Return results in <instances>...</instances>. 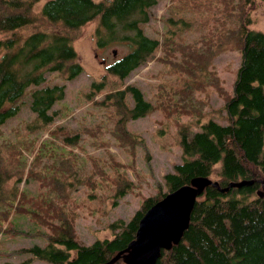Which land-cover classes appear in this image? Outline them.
I'll return each mask as SVG.
<instances>
[{
  "label": "rangeland",
  "instance_id": "374dc122",
  "mask_svg": "<svg viewBox=\"0 0 264 264\" xmlns=\"http://www.w3.org/2000/svg\"><path fill=\"white\" fill-rule=\"evenodd\" d=\"M43 1L35 4L36 12ZM230 1L156 0L140 27L160 43L169 29L175 39L162 43L152 58L123 78L106 70L130 48L121 40L122 29L102 45L96 42L97 18L73 31L82 71L73 78L66 71L45 72V81L28 87L17 101V113L0 124V264H52L30 258L24 249L47 240L42 231L49 230L48 223L25 208L33 209L36 202L41 218L50 201L42 200L48 196L56 205L53 213L64 212L79 241L112 237L111 222L128 221L146 197L166 191L164 173L183 159L181 125L196 131L208 118L227 122L226 93L233 91L241 61L240 13L236 6L235 14H225ZM249 15L248 26L264 31V0H256ZM39 21L48 29L56 26L40 16ZM192 49L201 54L185 71L181 63L192 58L184 53ZM92 81L102 82L100 88L91 87ZM54 83L65 85L64 95L51 107L52 121L44 123L29 106L30 92ZM129 84L138 86L153 106L136 118L125 111L133 104L129 94L125 107L115 102L114 93ZM67 134H77V142L66 144ZM219 167L220 162L214 165L212 179L220 178ZM127 182L126 191L117 195L120 184ZM43 216L56 222V216Z\"/></svg>",
  "mask_w": 264,
  "mask_h": 264
},
{
  "label": "trees",
  "instance_id": "16d2710c",
  "mask_svg": "<svg viewBox=\"0 0 264 264\" xmlns=\"http://www.w3.org/2000/svg\"><path fill=\"white\" fill-rule=\"evenodd\" d=\"M155 1L44 0L40 11L36 12L34 6L39 0H0V48L3 49L0 55V124L17 113V101L28 87L45 81V72L66 71V77L73 78L82 71L72 45L73 31L94 18L98 19L95 28L97 45L112 39L119 29L124 32L121 40L129 44V50L106 65L108 72L120 78L152 58L162 43H172L175 39L172 29L166 32L160 43L140 27L148 20L147 9ZM255 1L241 0L235 4L232 0L225 3L226 15L235 14L236 6L239 9L237 32L241 50L233 91L226 93L224 102L227 122L208 118L196 131L181 125L183 159L174 164L172 172L164 173L166 191L146 197L141 209L136 210L128 221L111 222L110 226L115 231L112 237L95 238L86 244L79 241L64 212H59V208L58 214L53 213L56 205L49 196L42 200L45 204V199L50 200L42 212L52 218L56 216V222L45 220L43 215L42 219L39 218V210L42 209L36 202L33 209L25 208L32 217L48 223L49 227L48 231H42L43 235L48 234L45 243H34L24 248L31 254L30 258L52 264H99L108 261L134 238L140 217L152 203L166 192L188 183L194 176L210 177L214 165L220 162V178L217 180L221 186L243 178L254 179V182L230 187L227 191L211 184L206 186L194 203L189 225L181 240L170 249H162L155 264H264V195L258 194L263 184L257 180H264V31L248 26L251 22L249 10ZM39 16L56 26L48 29L41 25ZM184 54L192 58L190 62L184 58V63H181L186 71L201 52L194 50ZM100 84L102 82L92 81L91 87L100 88ZM64 90L63 83L42 85L31 90L29 106L37 120L44 123L52 121L54 111L51 107L63 97ZM114 94L118 107H125L126 95L129 94L133 104L125 111L131 117L142 116L153 108L134 84L126 85ZM77 138V134H67L63 140L72 144L77 142ZM3 170L0 168V192H3ZM127 184H120L116 194H123ZM21 195L25 196V192ZM17 200L21 202L23 197L21 200L19 196ZM112 264L126 263L118 259Z\"/></svg>",
  "mask_w": 264,
  "mask_h": 264
},
{
  "label": "water",
  "instance_id": "95a60500",
  "mask_svg": "<svg viewBox=\"0 0 264 264\" xmlns=\"http://www.w3.org/2000/svg\"><path fill=\"white\" fill-rule=\"evenodd\" d=\"M257 180L263 184L258 194L264 195V180ZM253 182L254 179L243 178L221 186L217 179L209 176L192 177L188 183L166 192L152 203L140 217L134 238L108 261L99 264H112L118 259L126 264H155L162 249H170L181 240L189 225L194 203L206 186L211 184L221 191H227L230 187H241Z\"/></svg>",
  "mask_w": 264,
  "mask_h": 264
}]
</instances>
